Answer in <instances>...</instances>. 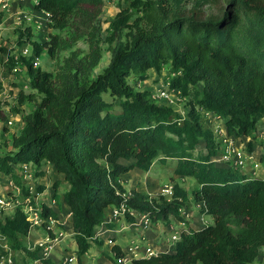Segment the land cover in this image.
<instances>
[{
	"label": "trees",
	"instance_id": "obj_1",
	"mask_svg": "<svg viewBox=\"0 0 264 264\" xmlns=\"http://www.w3.org/2000/svg\"><path fill=\"white\" fill-rule=\"evenodd\" d=\"M119 1L126 5L109 21L103 40L109 62L96 74L102 39L95 18L103 0L33 4L37 13L51 14L47 24L56 32L45 40L33 39L30 26L19 29L18 41L32 46V56L21 58L32 92L19 91L17 102L35 104L21 112L22 126L12 139L14 151L0 154V173L17 185L20 164L40 168L50 163L62 173L68 184L62 199L71 212L72 238L82 255L92 242L103 243L95 229L108 208L122 200V175L133 168L149 170L159 156L174 159V173L196 181L194 200L202 202L201 210L213 221L183 232L174 252L133 264H252L264 245V181L214 160L219 146L199 112L222 119L228 135L249 137V151L258 143L257 122L264 120V0H191L190 8L186 0ZM206 6L215 11H206ZM76 15L90 27L89 52L80 56L73 51L55 73L34 67L32 58L43 51L58 59L66 45L61 32ZM164 65L173 74L165 77L170 87L184 96L194 89L189 100L197 108L190 106L182 115L152 99L150 89L136 90L127 81L132 74L146 79L149 70L161 72ZM198 83L202 86L197 89ZM201 142L205 151L194 155ZM185 200V192L174 185L172 199L132 190L127 202L162 219L180 218L178 209ZM50 206L49 200L43 201V215L57 219ZM29 229L21 208L0 217V232L10 247L35 258L38 248L28 250L22 241ZM112 249L121 253L117 245Z\"/></svg>",
	"mask_w": 264,
	"mask_h": 264
},
{
	"label": "rangeland",
	"instance_id": "obj_2",
	"mask_svg": "<svg viewBox=\"0 0 264 264\" xmlns=\"http://www.w3.org/2000/svg\"><path fill=\"white\" fill-rule=\"evenodd\" d=\"M15 3V2H14ZM126 3L119 0H103V5L101 7V11L98 16H96L95 21L100 26V34H101V59L99 61V64L95 66L94 68V74L101 72L108 64L110 52L108 50V43L103 41L106 37L107 30H108V23L113 18L115 13L118 11L120 6H125ZM185 7L190 8L192 5L191 0H186L184 2ZM15 7L13 4L10 6L9 10ZM28 9V6L25 5L24 7L16 8V17L15 22L9 27L7 26L5 32L3 34H0V79L2 81V87L0 88V154L7 153L9 151H14V148L12 146V139L13 137L20 131V128L22 126V121L20 120V114L24 111H29L33 108L34 104L33 102L29 103L27 101L23 102L22 104H19L17 102V94L19 91H23L24 93H30L32 92V89L29 86V76L23 67H20L19 71L14 72L11 69L14 66V58L13 56L17 53L18 49L22 46V43L18 40V34L19 29L22 30L23 27L30 26L32 29L33 39H40L43 37V39H47L48 33L56 32V30L50 29L48 27L47 22L45 21V18L34 11V9ZM206 11H215L213 8L206 6ZM22 13H25L30 19L28 20V17H25L22 15ZM18 21V22H17ZM40 25V28L36 27ZM33 27V28H32ZM89 25L84 22L80 15H76L72 17L69 21V24L65 30L61 32V35L66 40V45L64 48H62L59 51L58 59L53 60L51 59L45 51H43L40 55L38 66L47 71H52L55 73L57 71V68L59 65L63 62H65V59L70 57L71 53L73 51H76L80 56H84L89 52L88 47V31H89ZM43 35V36H42ZM169 73V66L164 65L161 69V72L149 70L147 72L146 79H140L138 76L132 74L129 77H127V81L130 85H132L136 90H143V89H155L160 86H165V77L170 75V77L173 74ZM201 83H198L197 89L200 88ZM194 89L191 90V95H193ZM190 95V96H191ZM190 96H184V99L180 102L179 105H174L173 108H175L178 112H180L182 115L186 113L190 106H194L197 108V104L194 102H190L189 98ZM104 98L108 102L114 101V98L111 97L109 94H104ZM36 100H40V95H36ZM116 103V101H114ZM160 104H165L164 101H156ZM192 103V105H191ZM190 104V105H189ZM115 109L118 111L119 107L116 106ZM20 111V112H19ZM202 111H200V120L204 127H207L211 133L212 137L215 141H219L220 136L217 132L218 127L224 126V121L219 118L211 119L209 118V115H202ZM223 124V125H222ZM256 132H260L264 134V120L260 119L257 122L256 126ZM258 141L257 144H262L264 146V140L261 138L256 137V140ZM255 142V146L257 145ZM258 148V146H256ZM256 148V150H257ZM198 151H205L203 147V142L200 143V145L197 146L196 150L193 151L194 155L197 154ZM217 157V156H216ZM216 157L214 160L216 161ZM165 166H160V162L156 163V168L153 169L154 173H156L155 178H147L144 179V182L142 183L141 180L132 182L131 178H126L125 181L127 183H132L131 186H128L124 188V190L132 191L134 189H139L140 192L146 193L150 197H156V194L160 191V189L164 185H177L179 186L183 192L186 194V200L184 201L182 208L186 211V213L189 214V217H191L190 221H186L187 226L190 230L199 229L200 227H203L205 224L212 223L213 219L210 215L203 212L202 210H197V207L195 206V200L193 197V189L197 188L196 181L190 177V176H177V174L174 173L173 168L174 164L176 163V160L170 159L166 160L164 159ZM218 162V161H216ZM162 163V162H161ZM219 163V162H218ZM30 166V171L32 173V177L29 178L32 179V183L35 186V190H33L34 195H37V193H42L46 186L49 184L50 188L52 187L53 192H57L55 196L52 195V190L47 191V195H52L53 198L56 200V202H60L61 197L59 195V190H61L59 181L56 183V187H54L55 182L57 179L56 174L58 173L53 166L50 165H44L43 168L40 167H34L32 163H28ZM264 167V158L260 161V167L257 168L256 173L260 175L262 173ZM17 173L20 175V185L19 188L23 186V192L24 195L27 194L28 191L25 190V183L28 180V178L25 177V180L22 179V174L24 173L25 169L22 168V164L17 166L16 168ZM144 171V170H142ZM62 174V173H60ZM152 174L150 173V176ZM136 178V177H134ZM128 179V180H127ZM55 180V182H54ZM41 181V182H40ZM13 185H16L15 182H13V179L6 174L0 173V194H5L11 196L13 199H16L17 196L14 195L15 188ZM130 185V184H129ZM123 186V185H122ZM127 186V185H126ZM58 190V191H57ZM21 200H23V196L21 197ZM44 200H51L50 197H44L41 196L40 201L43 202ZM50 208L55 211L52 206ZM9 212H0V217H4L5 215H8ZM56 213V212H55ZM65 212L60 210V212L57 215V220L59 223H63L66 221ZM69 224V222H68ZM112 225H109L107 229L112 230ZM64 230L66 229L65 226H63ZM66 231V230H65ZM129 230H126L128 232ZM45 232V228L36 226L30 232L25 236L22 237L23 245L29 249V247H32L33 244L30 241L36 240L38 237L43 236ZM112 237H120L121 232L120 231H114L109 234ZM36 237V238H35ZM125 240V239H124ZM72 239L68 236L66 237L65 243L62 241L60 243L61 249H64L66 245H69L71 249H75L76 246L74 243L71 242ZM100 250L102 251H108L109 246L106 244V240L103 244L93 243L91 245V248L89 250V253H98ZM13 256L16 258L17 264H24L27 260V256H30L24 249H14L12 250ZM100 254V253H99ZM58 255V256H57ZM55 258L60 257L59 253H55ZM110 257L112 258V255L110 254Z\"/></svg>",
	"mask_w": 264,
	"mask_h": 264
},
{
	"label": "built area",
	"instance_id": "obj_3",
	"mask_svg": "<svg viewBox=\"0 0 264 264\" xmlns=\"http://www.w3.org/2000/svg\"><path fill=\"white\" fill-rule=\"evenodd\" d=\"M17 1L19 0H0V12L9 11L10 6ZM31 1L33 3L37 2V0ZM39 13L45 18V21H49L51 15L49 12L40 11ZM24 16L28 17L26 14ZM29 19L30 17H28ZM36 27L40 28V25L38 24ZM30 56H32L31 44H22L13 56L15 64L12 70L14 72L19 71L20 67H23L21 58ZM39 57L34 56L32 58V65L34 67L38 66ZM164 84L165 86H160L154 90L150 89L152 99L155 101H164L166 105L171 107L179 105L184 99V95L181 94L179 89L170 87L167 78H165ZM202 114L209 115L211 119L217 118L211 112L202 111ZM217 132L220 139L216 141L219 146V154L216 157V161L227 164L235 169H244L247 165H251V176L264 181V176L256 173L257 168L260 167L261 158L254 157V152L247 149L246 143L249 141V137L245 139L234 138L227 134L224 126L222 128L218 127ZM257 137L264 140V134L260 132L257 133ZM22 168L25 169L22 174V179L25 180V177L31 178L30 166L24 163L22 164ZM29 178L25 183V190L28 191L26 195H24L23 187L21 186L19 188L17 184L13 185L16 190L14 193L17 196L16 199H13L9 195L0 194V212H9L8 215H10L17 208H21L30 222L29 232L36 226L45 228L43 236L30 241L33 246L29 247L28 250L38 248L37 257L27 256V261L24 264H49L45 260H49L52 264H133L134 260L148 259L150 257H158L163 253L174 252V247L181 239L182 233L189 232L190 230L186 226L189 214L182 207L178 209L180 218L169 215L167 218L155 219L151 211H139L131 207L127 200L131 197L132 191L124 190L118 192L122 200L119 204L112 205L108 208L104 221L95 230V235L101 236L107 231L110 224H115L122 218L126 219L130 226L141 232L154 228L160 231V235L149 239L141 233L139 238L130 240L126 246H121L114 238L108 236L103 239V243L106 240V244L109 246L110 250L108 254L105 252L91 254L89 253L90 247L85 253L79 255L77 245L74 241L75 249H71L69 245L61 249L60 243L62 241L65 243L66 237H72L74 232L71 234L70 231L66 229L65 231L63 229L65 225L59 223L53 216L43 215V202L40 201V194H32L36 188L32 183V179L29 180ZM173 195V185H164L156 194V197L163 196L167 199H172ZM22 196L23 200H21ZM52 202L53 200H50V203ZM70 215L71 212L68 213V216ZM115 245L119 246L120 254H117L112 249ZM12 250L14 249L10 247L7 237L0 232V264H17ZM260 251L264 255V245L260 247ZM57 252L60 257L55 258L54 255ZM259 261L260 264H264V256H261Z\"/></svg>",
	"mask_w": 264,
	"mask_h": 264
},
{
	"label": "crops",
	"instance_id": "obj_4",
	"mask_svg": "<svg viewBox=\"0 0 264 264\" xmlns=\"http://www.w3.org/2000/svg\"><path fill=\"white\" fill-rule=\"evenodd\" d=\"M33 2L31 0H19L15 3H13V5L15 7H13L12 9H10L9 11H5V12H0V34H3L7 28V26H11L13 24V22H15V15L17 14L16 13V8H19V7H24L25 5L28 6V9L26 11H28L29 9H33ZM25 13H22V15H24ZM40 14V13H39ZM41 15V14H40ZM18 22V21H17ZM257 144V143H256ZM258 146V148L256 147ZM254 145V149L252 150V152H254V157H258V158H261V160L264 158V146H262V144H257V145ZM257 148V150H256ZM166 160H170V159H166ZM172 160V159H171ZM155 162H160V166H165V161L164 159L162 160L161 159V156H159L158 158H156L150 169L147 170V171H142L141 169L139 168H133L131 170H129L128 172H126L125 174L122 175L121 179H120V182L121 184L123 185L124 188L128 187V186H131L132 183H127L126 178H131L132 179V182L134 181H139L141 180L142 183L144 182V179L146 180L147 178L151 177V178H155L157 175L156 173H154V170L156 168V163ZM162 162V163H161ZM127 163V162H126ZM44 165H50L52 166L50 163H44L41 167L43 168ZM175 165L176 163L174 164V168H175ZM174 168H173V171H174ZM252 170V166L251 165H247L244 169H238V171L241 173V174H244L246 175L248 178H252L250 172ZM150 173L152 174L150 176ZM260 175H263L264 176V167H263V170H262V173H260ZM177 176H180V175H177ZM136 177V178H134ZM56 182L54 180L55 183H57L59 180V184H60V187H61V190H57L59 192V195L61 197V200L60 202H56V200L53 198L52 195H56L57 192H53L52 190V187L50 188L49 184L46 186V188L44 189V191L40 194L39 198L44 197L46 199V197H50L51 200H53V202L51 203V206L52 208L55 210V212L58 214L60 212V210H62L63 212H65V216H66V221L64 222V225H65V228L66 230L70 231V233L72 234V232H74V230L72 229L71 227V215L68 216V213L70 212L68 206L63 202V199H62V196H63V193L68 189V184L67 182H65L63 180V174H60V173H57L56 174ZM125 179V180H124ZM128 180V179H127ZM41 182V181H40ZM127 185V186H126ZM48 190H52V195H47V191ZM136 191H140L139 189H134ZM195 206L197 207V210H200L202 209V202L201 201H195ZM173 216V215H171ZM191 217H189V221H190ZM68 222L70 223V226L68 225ZM188 222V221H187ZM111 225V224H110ZM207 225V224H205ZM204 225V226H205ZM187 226V224H186ZM188 227V226H187ZM98 228V226L96 227ZM189 228V227H188ZM201 228V227H200ZM96 230V229H95ZM114 231H120L121 232V236L120 237H112L110 236L109 234L111 232ZM126 230H129L128 232H126ZM143 234L145 235L146 237H148L149 239H153L155 236H159L160 235V231L152 228V229H149V230H145V231H139L137 230L136 228L132 227L129 225V222L122 218L120 220H118L117 223H115L114 225H112V230L110 231V229H107L106 232H104L101 236H99L100 239H104V237H112L116 240V242L118 244H120L121 246H126L127 243L130 241V240H135L137 238H139L140 234ZM103 236V237H102ZM36 238V237H35ZM72 239V243H73V238L70 237ZM125 239V240H124ZM95 243V242H92V244ZM100 245V244H99ZM110 250V249H109ZM108 251H102L100 250L98 253H103L105 252L106 254H108ZM91 254H94V253H91ZM261 256H264L263 255V252L261 254V251L259 252L256 260L252 263V264H260V261H259V258H261Z\"/></svg>",
	"mask_w": 264,
	"mask_h": 264
},
{
	"label": "bare ground",
	"instance_id": "obj_5",
	"mask_svg": "<svg viewBox=\"0 0 264 264\" xmlns=\"http://www.w3.org/2000/svg\"><path fill=\"white\" fill-rule=\"evenodd\" d=\"M68 225L70 226V223Z\"/></svg>",
	"mask_w": 264,
	"mask_h": 264
}]
</instances>
